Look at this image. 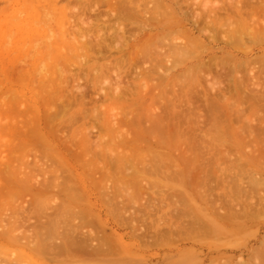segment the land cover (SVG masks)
<instances>
[{
	"label": "rangeland",
	"instance_id": "1",
	"mask_svg": "<svg viewBox=\"0 0 264 264\" xmlns=\"http://www.w3.org/2000/svg\"><path fill=\"white\" fill-rule=\"evenodd\" d=\"M46 1L49 2L50 0ZM80 1L81 2L73 1L72 4L64 6L63 0H57L56 3H52L54 7L49 9V7L43 3V0H0V185H8L9 182H15V202L12 206H15V204L18 205V207L23 210V213L29 219L30 224H36L42 219H44V222L48 219L53 220L50 221L44 229L45 232L46 230H49V226L52 225L49 230L51 237L48 236L50 240L46 237L44 239L49 240L47 244L52 247V249L50 247L52 250L50 253H52H49L50 256L52 255V258L44 256L45 253L42 254V252L39 251L40 247L47 249L46 247L48 245L44 247L43 244L46 242L44 241L45 243H42L41 240L39 241L38 236L36 240H38L39 246L40 244L43 246L38 247L37 250L33 249V247H35L34 243H36V240L33 238L34 236L31 231V227H27L26 225L18 226L16 224L15 227H11V225H9L10 223H6L5 221L0 222V237L7 231L9 232L8 238L4 237L3 240L0 238V264H191V260L197 256H199L200 261L204 264H208L211 258H222V262H224V258H231L232 260H229V263L232 261L231 264H235V262L237 264L240 260L245 261L246 264H249L250 262L254 264V260L250 259L251 250L258 245L255 238L256 235L259 234V231L262 232V235L264 234V224L261 225L260 230H258L256 225L255 227H251L252 229L248 228V230L244 232L246 233V237L244 239L242 238V235L240 238H230L227 242L229 245L220 248L221 250L217 252H211L208 248L189 243L184 240L183 237H178L170 243H154L152 236L154 235V232H156L157 226L165 225L161 222L164 219V217L161 216V212L163 211L162 207H166V205L163 202V206H159V203L161 202L160 200H163L157 196L158 193L160 195V192H169L168 194L173 196L172 201V199H170L172 196L170 197L169 195L168 199L172 203L170 202V205L167 206L171 208L170 213L174 216L175 214L177 215L179 211L186 208V210L188 209L192 215L199 214L209 220L214 218V221L218 219V213L210 209L211 205L210 208H207L209 207L207 206L209 205L208 203H204L202 201L203 204H201L199 199H196V197L191 195L193 191H191V188L184 182L187 179V173H184L185 175H181V177L186 176L184 177V181L181 180L186 186H181L183 183L180 181L178 182L181 184H175L176 182L173 183L175 180L173 177L175 176L174 173L181 171V168L177 167L178 165H182V171L184 167V171L187 172L185 170L187 167L186 165L184 166L182 162L183 160L187 162L185 164H189L188 167L190 165H194V169H199L202 166L200 164L202 162H199L198 158L201 157L200 159L203 158L206 162L208 161L206 163L202 159L203 163L207 164L206 166L209 165L208 167H213L212 169L210 168L211 172L214 168H216V165L219 166L218 164L220 162L221 168H216V170H218L217 173H219L221 177L226 176V179L224 177L223 178L227 180L228 183L233 184V182L236 183L239 180H243L242 182H245V185H250L248 180H254L255 177L260 178L259 176H261V173L263 174L262 177H264V158L256 156L255 154L257 153L254 154L255 156H252L253 154L251 152L248 151V153L244 149V152H246L245 155V153L242 150H238L237 147V150L234 149L235 151L232 149L233 152L222 151V153L224 152L227 157L220 155L221 152H219V162L216 160L218 158H216L218 153H214V156H212L213 152L211 153L209 150H212L210 147L208 149L209 152L207 153L206 150L205 155L203 153L200 155L201 153L198 149L196 151L197 153L194 152V150H196L194 149L193 152H190L191 150H187L190 154H188L185 150L188 157L186 156L187 154L181 156V152L182 154L186 152L179 151L177 154L176 150H181L182 148L186 149V145H184V147H181L180 145L179 147L181 149L178 148V146L177 148L174 146V149L170 146H173L172 144L176 142L172 143L175 140H172V142H170V140L169 142H166L168 144L171 143V145H168V149L164 146L167 150H162L164 149L162 148L163 146L157 145L160 149L162 148V151L160 150L161 152L165 151V155H163L165 156V162H160L164 158L162 154L161 156L158 154L159 150L156 146L158 143L156 142L159 136L155 139V133H153V130L148 129V132H145L144 129L147 128H142V131L139 130V133L137 132V125L134 128L136 131H133L134 129H132V127H124L121 128L117 135L115 133L116 136L110 131L103 132L104 128L106 131V121H108V119V122H110L111 119L117 126L119 120L115 115L117 112H120V109L117 110V108H119L121 104L123 105L124 98L120 104L113 103L111 98L114 99L113 96L116 94V91H114L115 87L111 84L113 81L115 84V77L113 76V73L109 71L110 69L107 70L106 68H103L104 66L102 65L104 63L102 60L94 62L92 59H89V57L87 58V56L83 53L84 50H81V42L84 41V38L77 35L75 31L77 29V25L74 24L72 20L74 19L73 15L75 12H80L83 1L87 3L89 0ZM215 1L217 0H206L205 4L207 2L210 6L215 5L217 4ZM192 2L193 0L190 1V3ZM201 2L203 3L204 1L202 0ZM219 2L220 0L218 3ZM205 4L204 6H206ZM152 5V3L148 2V6H150V8L153 7ZM104 8L106 9L105 6L103 9ZM44 14H47V17H44ZM148 14L149 13H146L147 16H149ZM92 16H94V14H92ZM235 22L240 23L239 21ZM235 22L233 21V23ZM137 31L138 30L135 32ZM137 33L138 34H136L137 36L135 37L136 40H134V36H131L133 38L132 40L131 37L129 38L130 45L137 42V39H139V41L142 40V38L144 39L145 36L143 32L140 33V31H138ZM133 35L135 34L133 33ZM172 35L174 34H171L170 36ZM164 36L165 35L161 37V40L165 39L163 38ZM175 37L178 36L174 35L172 38L169 37L168 40L171 41ZM258 37H256L253 41H258L256 40ZM166 40H164L165 43ZM164 41H160V43H164ZM179 41L177 40V42ZM207 41L208 38L206 39V42ZM173 42L175 43L173 44L174 49L172 48ZM250 42H252V39ZM255 42L252 44L254 45L253 48L250 47L251 45L248 46L249 43L247 45V51L253 59L256 56H258L256 58H259L261 54L264 55V39L260 40L261 44L259 42V44ZM162 43L160 44L161 47L163 45ZM170 44L172 47L170 45H166V47H169L168 51L170 52L172 49L175 51V45L177 44L176 40L170 42ZM163 46L165 47V44ZM172 52L170 55H172ZM186 52L184 55L188 54ZM116 53L113 52V55ZM175 53L173 54L175 55ZM191 53H194V55H196L195 57L199 54L196 50ZM239 53L241 55L242 53L238 52V57H241ZM177 54H180V60H177L178 55H175L177 59L172 60V56H174L172 55V58L170 57L171 60H168L167 63L165 62L169 66V64L172 65L171 62L174 61L172 66L177 68L174 69L173 67H166L169 68L170 71L174 72L171 73L173 74L172 76H175L176 78L177 76L175 73L178 74L184 72V74H182L186 79V75H189L190 72H187L188 74L185 75L186 72L184 69L187 71L188 66L195 62L193 61L194 56L192 59H189L190 62H187L186 59L189 58L188 56V58H185V56L182 58L181 53ZM116 55L118 56V53ZM150 55H147L146 57L149 60H153L154 56L151 57ZM164 58L167 57L165 56ZM205 58L208 59L207 56ZM145 61L146 60L144 59V61L140 64L144 63V66L148 67L152 65H149L150 62ZM183 62L186 65L181 66ZM63 63L66 65L64 66ZM162 63L163 62L161 61L160 65H163ZM140 66H142L141 68L143 69L145 68L143 64ZM257 66H259V64ZM58 67L59 69L57 70ZM152 68L154 72L157 70L155 67ZM159 68L161 71V67ZM103 69L104 71H102ZM165 69L166 68L163 70L165 71ZM160 71L156 72V76L159 74L161 76L163 71H161V73ZM53 74L56 76L59 75L58 77L60 78L59 81H55L57 88L56 96L58 98L71 99L78 97L82 93L86 94V102H84L87 105L84 106V109L85 112L88 113L89 117L86 124L70 120V117L79 110L77 109L78 107L68 110L66 117L61 118L57 116L48 119L49 115H55V109L57 108L56 104L49 103L52 93H49L50 87L48 81ZM107 74L108 76L109 74H112L113 77L109 76V78L111 77V80L113 79L112 82L111 80L109 81V78L105 77ZM162 74L164 78L165 76H168L167 74ZM182 74L178 75L179 78L181 77V82L188 81L190 75L187 77V80H184ZM86 75H89V77ZM90 75L94 78L93 81ZM191 76L189 81H192L191 79H193V76L195 75L191 74ZM159 77H156V79L159 80ZM179 78H177L178 80L176 79L178 82H180ZM80 86L84 88V90H79L78 87ZM144 93L145 89L141 88L139 90V94ZM130 96L131 95H127L126 98H130ZM106 97H108L107 100ZM163 106H161V109L164 108ZM258 116H260V114ZM255 117L257 118V116ZM256 118H250L254 121L251 125L254 126L255 124L256 126L263 120L261 118V120L258 121ZM221 119H223V121L219 120V122H224L223 124H226L227 120L226 122L224 121L226 118L224 117ZM103 120L104 122H102ZM234 120L233 125H235V127H242L246 123L245 118H241L239 120L235 117ZM251 120L247 121L251 122ZM148 123H145V126L142 123L143 126H141V124L140 126L148 127ZM216 123V129L220 126L218 129L223 130V132V128L226 126L228 127V125H225V127L222 125L223 128H221V125H218V122ZM260 123V125H264L263 121ZM102 124L103 128H101ZM216 129H214V131ZM230 130L232 133V130L234 129ZM218 132L220 133V130ZM228 132H230L229 129ZM136 133H138L137 136L139 137L143 134L146 137L149 134H152V137L155 139L154 144H156H152L153 139H150L152 137H147L149 139L148 142H151L150 140H152V143L148 146L143 145L146 144L145 142H147L148 139L144 137L146 139L143 141L144 138L142 139V137H133ZM217 133L214 134L217 135ZM233 133H235V130ZM225 134L224 136L226 138H231L230 136L227 137L229 133L227 135ZM157 135L161 136L162 134L160 133ZM171 136L173 139L174 137L180 138L178 135ZM233 139V143L235 144L237 141L234 137ZM228 141L231 142V140ZM110 143H112V146ZM124 143L125 145L129 143L126 146L128 148L125 147L126 150L123 148L125 146ZM208 143L210 144L211 142ZM25 144L28 146L27 148L23 147ZM209 144L207 146H209ZM211 145L212 143L210 146ZM213 145L212 147H214ZM217 145L218 144H216V146ZM149 146H154L153 148L156 150L153 149L152 152V149H150ZM197 146L193 147L196 148ZM200 146L206 145L202 144ZM200 146L197 148H200ZM193 147L189 148L193 149ZM51 148L60 155L59 158H61V161L57 159L58 156L55 155V152L53 153V151H51V153L48 154L49 156L47 159L45 158L46 165H48V171L46 173H38L37 176H34V179L31 180L32 186L35 188H42L36 191L26 192L20 197L17 193L18 190L16 188L18 187L16 186V183L30 179L29 176L32 170H30L31 168L27 166L28 162L32 163L36 159L41 158L42 151L50 150ZM110 148L111 153L107 155L104 149ZM147 148L148 150L150 149L149 151L147 150L149 153H153V155L151 153L152 156L144 153L146 150L143 149ZM222 148L223 147H220L219 149ZM246 148L248 150L250 147ZM169 149L172 150L170 151ZM154 151H157V153H154ZM166 151L172 153V156L170 157L168 155L169 153L166 154ZM140 153H142L141 156H139ZM122 154H125V157ZM173 154L178 156L176 157ZM189 155L190 157H193L192 159L197 158L196 161H198L199 164H195L198 167L201 165L199 168L194 164V161L190 159ZM13 156H15L14 159L12 158ZM110 156L111 158H109ZM113 156L117 158L121 157L123 160L119 161L118 158L117 161H114V165L111 163V166L109 164L111 162L110 160L113 159ZM173 156L174 159L171 160L177 159V161H169V159L166 158H173ZM3 158L10 159V163H4ZM186 158H188V161ZM55 159L62 165L58 167L57 165H54V167H51V164ZM114 159L116 160V158ZM124 159H127V162H124ZM166 161H168V163ZM117 162L120 163L116 165ZM163 163H167V165ZM173 163L174 165L176 164L175 167H173ZM177 168L179 170H177ZM193 168H191L190 171ZM223 168H225V171L222 170ZM208 169L209 168H207V170ZM9 170L11 172V177H4L2 174ZM183 172H181V174H183ZM240 172L243 173L241 174ZM172 173L174 175H172ZM222 173H224V175ZM169 174L174 180L170 178ZM12 175L15 176L14 179H12ZM164 176L168 177L166 178L167 181ZM211 176L213 177V174ZM236 176L240 177L238 178ZM193 177L194 175L191 176V178ZM235 178L237 179L235 180ZM168 179H172V182ZM258 180L264 179L262 178ZM45 189L49 191L48 195H40V192ZM154 189H157V192L155 193L157 194L156 196H153L154 191H151ZM183 190L185 191V195L184 193H181ZM197 190L198 189H196V191ZM5 197L8 196L6 195ZM150 200H156L157 202L153 201L152 203L154 206H152L150 210H145L144 206ZM189 202L192 205H190ZM36 204L42 206L41 210L43 214L37 215L29 213L27 215L29 211H33L34 208L37 209L39 207ZM59 211H62L61 219L56 220V216ZM65 211H68L69 213L66 214ZM11 212L12 207H8L5 213H7L8 217H13L14 215ZM212 212L217 213L215 214L217 217L213 215ZM222 212L223 209L219 213ZM77 213H80L81 216L78 217L76 215ZM15 218H17L16 214ZM13 219L9 221H12ZM241 233L244 234L243 231L240 232V234ZM102 238L109 239V242L102 243ZM65 240L69 242L76 241L78 243L75 246L78 250L77 257H71V251L64 254L58 252V246ZM80 246L86 248L88 253H93L94 258H90L87 254H84L83 251L85 249ZM30 248L34 251L31 252L29 250ZM97 248L107 249L108 252H110L109 254L95 253L94 250ZM46 254L48 255V251H46ZM18 255H20V257ZM14 256L15 261L13 259ZM240 263L244 264L241 261Z\"/></svg>",
	"mask_w": 264,
	"mask_h": 264
},
{
	"label": "bare ground",
	"instance_id": "2",
	"mask_svg": "<svg viewBox=\"0 0 264 264\" xmlns=\"http://www.w3.org/2000/svg\"><path fill=\"white\" fill-rule=\"evenodd\" d=\"M63 1H64L63 2L64 6L72 4L73 1L81 2L80 0H63ZM190 1L189 0H94V1L91 0L90 2L89 0L87 3L83 1V5L80 3L82 5V7L80 8V12L79 13L75 12V14L73 15L74 19L72 20V22L77 25V29L75 30L77 35L84 38V41L81 42V50L82 51L84 50L83 53L87 56V58L89 57V59H92L94 62L97 60H102L104 63L102 65L104 66L103 68H106L107 70L110 69L109 71L113 73V76L115 77L114 79L115 84L114 81L111 84L114 85L115 87L114 91H116L115 92L116 94L113 96L114 99L111 98L113 103L120 104L121 101H123L122 99L124 98L123 105L121 104V106L117 108V110L120 109V112L119 113L117 112L115 115L119 120L117 126L115 125V123L112 122L111 119H110L111 123L108 122L109 121L108 119V121H106V131L104 128L103 132L110 131L114 135L115 133L117 135V133L121 130V128L132 127V129H134L137 125L138 127L140 126V124L141 126L143 125L145 126L149 122L148 123L149 124L148 127L150 126L149 128L140 126L141 128L139 127L138 129V127H136L137 132H139V130L142 131V128H147L144 129L145 132H148V129L153 130V133H155L154 138L156 139L159 136L156 142L158 144L156 143L155 144L156 146L162 145L163 147L160 146L162 148L166 146V148L168 149V145H171V143L168 144L166 142H169L170 140H171L170 142H172V140H175L172 143L176 142L172 144L173 146H170L171 148L174 149L175 147L177 148V146L178 148H180L179 147L180 145L181 147H184V145H186L185 146L186 149L184 148L182 149L180 148L181 150L177 149L176 150L177 154L179 153V151L186 152L187 150L189 151L191 150L190 152H193V150L196 149L194 150V152H196L198 149L200 150L201 153V154L199 153L200 155H202V153L205 155L206 150L208 153L209 152L208 149L210 147L212 148V150L211 149L209 150L211 151V153L213 152L212 156H214V153L216 154L218 153L217 156L216 155L215 156L216 158L218 157L216 160L219 162L220 161L219 152H221L220 155H224V157H227L226 154H224V152H228V151L231 152L232 149L233 151H235L234 149L237 150L238 148V150H242L243 152L245 150L247 152L248 151L251 152L253 154L252 156L256 155L260 158H264V143H263L264 125L263 126L260 125L261 124L260 122L263 121L264 123V116H263L264 115L263 114L264 113L263 112L264 111L263 109L264 108V55L261 54L259 58H256L258 57L256 56L253 59L252 57H250L249 55L250 53L247 51V45L251 41V39L252 42H250L248 46L251 45L250 47L252 48L254 47V45L252 44L255 42L253 40L256 37L260 36L262 38L258 37V39H256L258 41H256L255 43L259 42L261 44L260 40L264 39V0H220L219 3H218L219 0H217L215 1L217 2V4L211 6L208 5L207 3L208 1L205 4L206 0H203L204 1L203 3L201 2L202 0H193L192 3H190ZM56 2L57 0H50L49 2L43 0V3L47 7H49V9L51 7H54L52 3H56ZM148 2L153 4L152 5L153 7L151 6L152 8L148 6ZM204 4L206 6H204ZM104 6L106 7V9L105 8L103 9ZM146 13H149L148 14L149 16H147ZM92 14H94V16H92ZM44 17H47V14H44ZM233 21L234 22L239 21L240 23L238 22L233 23ZM136 30L140 31V33L143 32L145 37L144 39L141 37L142 40L140 41L139 39H137L139 42L137 41L130 45L129 38L131 36H134V40H136L135 37L137 36L136 34H138L137 33L138 31L135 32ZM133 33L135 35H133ZM170 33L177 35L178 37H175L173 40L170 41L168 40L169 37L170 38L174 37V35L170 36L171 35ZM163 35H165L163 37L165 39L161 40L162 39L161 37ZM166 35L168 36V38ZM166 38L170 42L176 40L177 44L175 45V49L177 51L179 50L178 52L176 50L175 51L173 50L174 49L173 44L175 43L174 42L172 43L173 46L172 47L170 42H168ZM207 38L208 41L206 42ZM132 39L133 38L131 37V40ZM164 40H166L167 44L165 43ZM177 40L180 41L177 42ZM160 41H164V43L162 42L161 43L163 45L165 44V47L166 45L168 46L170 45L173 48V49L171 48L172 51L174 52L172 51L169 52L168 46L165 48L162 45L161 47ZM160 48H162L165 51H163ZM192 49L196 50L197 53H199L197 57H195L196 55H194V53L193 54L191 53L192 51H194ZM113 52L114 53L117 52L118 56L116 55L117 53L113 55ZM171 52L172 55H174L173 53L176 52L175 53L176 56L177 55L180 56V54L177 53H181L182 58H184V56L185 58L188 56L189 58L187 57L188 59H186L187 62L189 61V59H192L193 56L195 57V58L193 57V61L195 62L188 66L187 68L188 70L186 71L184 69V71L186 72L185 75L188 74L187 72H190L189 73L190 76L191 74L195 75L193 76L194 80L191 79L192 81H189L190 80L189 75H186V79H185V77H183L184 72H182L183 74L175 73V75L177 76V78H179L178 75L182 74L184 80H187V77L189 76L188 81L181 82V77H180L179 78L180 82H178L177 81L178 79L175 76H172L173 75L172 73L174 72L170 71L169 68L166 67L168 66V64H166L168 60L169 61L171 60L170 59V57L172 56L170 55ZM185 52L188 54L184 55ZM238 52L242 53V55L239 53L241 57H238ZM147 55H150L151 57L154 56L153 60L152 59L149 60L146 57ZM175 55L172 56L173 58L171 57L172 60L177 58H178L177 60L181 59V56L180 57L177 56L176 58ZM165 56L167 58H164ZM206 56L208 57V59L205 58ZM144 59L146 60L145 62L149 60L148 61L150 62L149 65L152 64L151 66H149L150 68L148 66H144V63L142 64L145 68L144 69L141 68L142 66L140 65L142 64L140 63L143 62ZM161 61L163 62L162 63L163 65H160ZM173 62H171L172 65ZM258 64L259 66H257ZM63 65L65 66L66 64L63 63ZM172 65L169 64L168 67H173ZM183 65L186 64H184L183 62L181 66ZM163 66L164 68H166L165 71L163 70L164 69ZM152 67L157 68V70H155L154 72ZM159 67H161V71H163L162 73L168 75L167 77L166 76L165 78L163 77V74L161 73ZM58 69L59 67L57 68V70ZM167 69L170 72H168ZM102 71H104V69ZM157 71L158 72L160 71L163 79L161 78L159 73H158L159 75L156 76ZM58 76L59 75L56 76L55 74H53L50 80L48 81L50 87L49 93L50 92L52 93L49 103H54L57 105V108L55 109V115H49L48 119L57 116L61 118L66 117L68 110L78 107L77 109L79 110L77 111V113H75L73 116L70 117V120L78 121V123L86 124L87 120L89 119L88 113L85 112L84 109V106L87 105L85 103L86 94L82 93L78 97L71 99L58 98L56 96L57 88L55 84V81L57 82L60 80ZM86 76L89 77V75ZM109 76L113 77L112 74H109ZM109 76L107 74L105 77L109 78ZM90 77L92 76L90 75ZM156 77H159L160 79L158 80L156 79ZM110 78L109 81L111 80ZM93 80L94 78L92 77V81ZM66 83L68 84L67 81ZM141 88L145 89L144 94H139V90ZM78 89L84 90V88H82L81 86L78 87ZM127 95H131L130 98H126ZM137 95L138 96L140 95L139 99ZM107 99L108 97H106V100ZM137 99L139 100V102ZM161 106H163L164 108L161 109ZM259 110L262 111L263 113L260 112ZM259 114L260 116H258ZM255 116H257V118ZM224 117L226 118L224 119V121L226 122L227 120L226 124H223L224 122H219V120L223 121V119L221 118ZM235 117H237L239 120L241 118H245L246 120L245 125L242 127H235V125H233L235 121L234 120ZM250 118H256L258 119V121H260L262 118L263 120L260 121L258 125L255 126L254 124L253 126L251 124L254 121H252ZM202 119L204 120V122ZM247 120H251V122ZM102 122H104V120ZM216 122L219 123L218 125H221V128H223V126L225 127V125H228L229 128L227 126L226 127L229 129L230 132H228V129L226 127L225 128L227 132L225 131V128L223 129L225 133L227 134L229 133L231 135L229 134L227 135L223 132V130L218 129L220 128V126L217 127L218 129L217 130L215 127L217 126ZM101 128H103V124ZM214 129L216 130L214 131ZM230 129H234L235 133H233L234 130H232L231 133ZM219 130L220 133L218 132ZM133 131H136V129H134ZM160 133L162 134L161 136L157 135ZM211 133L212 134L217 133V135L215 134L212 135ZM223 133L227 135V137L230 136L232 139L234 137L237 142H235L234 144L233 143L234 139L232 140L231 138L230 139L226 138ZM137 135L138 133L134 134L133 137H136ZM171 135H176V136L178 135L180 136V138L174 137L173 139ZM152 136H153L152 134L151 135L149 134L147 137H152ZM141 137L143 139L146 136L143 134L139 138ZM146 138H144L143 141H145ZM154 138L153 137L150 138L153 139V143L152 140H150L151 142H148L149 139L147 138L148 140L147 142H145L146 144L143 143L142 144L145 146L151 145V143L154 144L155 142ZM228 140H231V142ZM208 142H211L212 145L215 144L213 145L214 147L216 146V144H218L215 147L216 149L212 147V145L210 146L211 143L209 144ZM128 144L125 145L124 143L125 146L123 148L125 149V147ZM197 144L198 146L202 144L206 146H200V148L202 147L200 149L197 148L198 147ZM208 144L209 146H207ZM110 145L112 146V143H110ZM193 146H197V147L195 148ZM23 147L27 148L28 146L25 144ZM121 147H122V143H121ZM153 147L149 146V148L152 149L151 150L152 152L154 149ZM189 147H193V149ZM220 147L223 148L219 149ZM246 147H250V148H248L247 150ZM111 148L104 149L107 155L111 153ZM166 148L162 150H167ZM157 149L159 150L158 154L160 156L161 154L162 156L165 155L164 153L165 151L161 152L162 150L158 146ZM106 150L110 152L108 153ZM143 150H146L144 152L145 154L151 155L152 153L151 151H150L151 153L148 152L149 151L148 148ZM169 150L171 151L172 149ZM51 151H53L52 148L50 150L42 151L41 158L36 159L32 163L28 162L27 166L31 168L30 170H32L29 176L30 179L26 181H19L18 183H16V186L18 187L16 188L18 190L17 193L20 197L23 196L26 192H32L42 188V187L35 188L34 186H32L31 180L34 179V176H37L38 173L41 172L46 173L48 171L47 169L48 165H46L45 158L47 159V157L49 156L48 154L51 153ZM189 151H187L188 154H190ZM222 151L224 152L222 153ZM54 152L55 151H53V153ZM187 152L183 154L181 152V156L186 155ZM154 153H157V151L156 152L154 151ZM167 153H169V151L168 152L166 151V154ZM244 153L246 155V152ZM171 154L172 153H169L168 155L171 157L172 156ZM188 154L186 155L187 157ZM55 155H57L58 156L57 159L61 161V158H59L60 155L57 152H55ZM122 155L125 157V154ZM141 155L142 153H140L139 156ZM115 156H113L112 158L113 159L116 158V160L115 159L110 160L111 162L109 165H111V163L115 164L114 161L118 160L119 157L117 158ZM174 156L173 158L170 157H166V158L169 159L170 161L171 159H174ZM12 158L14 159L15 156H13ZM12 158L11 160L13 161ZM109 158H111V156ZM163 158L164 159L160 162H163L165 160V156H163ZM192 158L193 157H190V159ZM200 158L201 157L198 158L199 159L198 161L203 163L204 159L202 158L203 159L202 160ZM120 159L121 157L119 158V161L123 160ZM186 159L188 161V158ZM196 160L197 158L192 159V161H194V164L198 163V161ZM3 161L4 163L7 164L10 163V159H4ZM125 161L127 162V159L126 160L124 159V162ZM171 161H177V159ZM204 161L206 162V160ZM166 162L168 163V161ZM182 162L184 166L186 165L189 171L185 168V170L187 171L185 172L183 167V171H184L183 172L181 167L182 165L181 166L178 165L177 167L181 168V171H179L180 174L179 172L174 173L175 176L173 177L175 180L169 174L170 178L174 180L173 183L174 182H176L175 184L183 183L181 186L188 185V187L191 188V191H193L191 195L196 197V199H199L201 201L200 202L201 204H203V202L208 203L209 205L207 206L209 207L207 208H210L211 205L210 209L218 213L217 214L212 212V214L213 215L217 214L218 219L214 221L213 217L212 220H209L206 219V217L201 216L199 214L192 215L188 209L186 210V208L182 209L181 211L178 212L177 215L175 214L174 216L170 213L171 208L167 206L170 205L171 202L168 199L170 195L168 194L169 192L167 191H165L167 193L162 192L163 194L160 192V195L159 193L157 195L155 194L157 192V189L151 190L154 191L153 196L157 195L160 199L161 198L163 199L160 200L161 202L159 203L160 204L159 206H163V202H164V204L167 207L166 208L165 206H163L162 207L163 209L160 207L163 210L161 212V216L164 217L163 221L161 222H163V224L165 225L157 226L156 232H154V235L152 236L154 243L157 242L170 243L175 239H177L178 237H183V239L189 243L199 245L200 247L208 248L211 252H217L221 250L220 248L224 246H228L229 244L227 242L232 237L240 238L242 235V238L244 239L246 237V233L244 232L247 231L248 228L252 229L251 227H255L256 225L258 227V230L261 229V225L264 224V194H263L264 180H258L262 178L264 179V177H262L263 174L261 172H260L261 176H259L260 178L255 177L256 179V180L254 179L255 181L251 180L249 177V179L251 180V181L248 180V182L251 185L250 187V185H245L244 184L245 182L243 183L242 182L243 180H239V179H238L239 181L237 180L238 182L236 183L235 182H233V184L228 183L227 180H225L226 176L225 177L223 176L224 173H222L223 174L222 176L225 179L221 177L219 173H217L218 170H216V168L217 167L221 168L220 162L218 164L219 166L216 165L218 162L215 164L216 165V168H214L215 174H214V169L211 172L210 170L211 167H208L209 165L206 166L207 164L200 163L202 165V166L199 165V167L201 166L200 168L195 164L199 169L197 168L194 169L193 168L194 165L193 166L190 165L188 167L189 164H185L187 162H185L184 160ZM119 163L117 162L116 165H118ZM167 163H163V164L167 165ZM54 165H57L58 167L61 166L62 164L55 159L54 162H52L51 167H54ZM175 165L173 167H175ZM191 168L194 169V171L193 169L191 171L196 173L193 172L190 173ZM207 168L209 169L207 170ZM177 170L179 169L177 168ZM222 170L225 171V168H223ZM181 172H183V174H181ZM184 173H187V179L189 178L188 179L189 181L187 179L185 180L184 177L186 176L181 177V175H185ZM174 174L172 173V175ZM209 174L210 176L213 174V177L212 176L210 177ZM2 175L6 178H9L11 177V172L9 170ZM192 175H194L193 178H191ZM14 177L15 176L12 175V179H14ZM236 177L239 178L240 176H236ZM166 178L168 177H165V179ZM180 178H184V179H180ZM172 179L171 180L168 179V180L172 182ZM236 179L237 178H235V180ZM181 180L183 181L185 180L184 182L186 185ZM178 181H180L181 183ZM196 189L198 190L196 191ZM48 192L49 191L45 189L44 191L40 192V195H45V194L48 195ZM184 192L185 191L183 190L181 193L183 194ZM6 195L8 197H5ZM171 196L172 195H170V197ZM170 199H172L173 201V196ZM153 201L156 200H150L148 201V203H146V205L144 206L145 210H150V208L154 206V204L152 203ZM14 202H15V182L13 183L9 182L8 185L5 184L0 185V222L5 221L6 223H10L9 225H11V227H15V224L18 226L26 225L27 227H31L34 240H36L38 236L39 241L41 240L42 243L44 241L46 242V243L44 242L45 244H43L44 247H46V245L49 246V248L48 246L46 247L47 249L40 247L43 245L40 244L39 246V242L38 240H36V243H34L35 247H33V249L37 250L38 247H40L39 251L42 252V254L44 253L46 254V251H48V255L44 254V256H48L52 258V255L50 256V254L52 253V252L50 253V251H52L51 250L52 247L49 244H47L50 240L48 236L51 237L49 230L51 229L52 225H50L49 230H46L45 232L44 229L46 225L53 220L48 219L49 221L46 220V222L48 221L46 223L44 222V219H42L36 224H30L29 219L23 213V210H21L20 207H18V205L16 204L15 206H12ZM190 205L192 204L190 203ZM37 206L39 207L37 209L34 208L33 211H29L27 215L29 213L42 215L43 214L41 210L42 206L40 205ZM8 207H12L11 213L14 215L13 217L11 216L8 217L7 213H5ZM222 209L223 212L219 213ZM61 212L60 211L58 212L56 216V220L61 219ZM65 213L68 214L69 212L65 211ZM15 214L17 215V218H15ZM76 215L78 217L81 216L80 213H77ZM11 219L13 220L9 221ZM242 231L244 234L242 233L240 234V232ZM4 237L5 238L9 237L8 231L5 234H3L0 238L3 240ZM45 237L48 238L49 240L47 239L44 240ZM255 239L258 245L257 247L252 248L250 259L254 260V264H264V234L262 235V232L259 231V234L256 235ZM108 240L109 239L106 238L101 239L102 243H108L109 242ZM77 244L78 243L76 241H71V242L66 240L62 241L58 246V252L64 254L68 251H71L72 253L70 256L77 257L78 250L75 247ZM81 248L85 249L83 251L84 254H87L88 257L90 258H94L93 253H88L86 251L87 249L84 248L83 246ZM33 249L30 248L29 250L32 252L34 251ZM94 252L109 254L110 251L108 252L107 249L97 248L96 250H94ZM18 256L20 257V255ZM13 259L15 261V256ZM221 259L222 258L219 259L211 258L208 264L232 263V261H230L229 263V260H232L231 258H224L225 259L224 262H222L223 259L222 261ZM191 261H192L191 264H204L200 261L199 256L194 257ZM240 261L246 264L245 261L242 260ZM240 261L237 262V264H241ZM249 264L252 263L250 262Z\"/></svg>",
	"mask_w": 264,
	"mask_h": 264
}]
</instances>
